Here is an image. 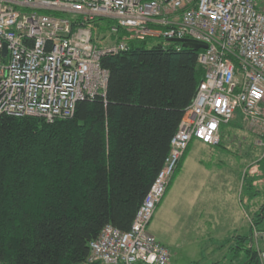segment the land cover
<instances>
[{
    "label": "built area",
    "instance_id": "built-area-1",
    "mask_svg": "<svg viewBox=\"0 0 264 264\" xmlns=\"http://www.w3.org/2000/svg\"><path fill=\"white\" fill-rule=\"evenodd\" d=\"M97 18L115 20L101 37ZM153 37L206 43L205 75L132 227L105 225L87 264H169L149 227L192 141L219 144L241 114L264 145V0H0V114L73 117L80 100L106 96L102 58Z\"/></svg>",
    "mask_w": 264,
    "mask_h": 264
},
{
    "label": "trees",
    "instance_id": "trees-1",
    "mask_svg": "<svg viewBox=\"0 0 264 264\" xmlns=\"http://www.w3.org/2000/svg\"><path fill=\"white\" fill-rule=\"evenodd\" d=\"M147 43L104 56L106 96L80 100L73 117L0 114V264H83L105 225L132 227L205 75L200 50ZM262 177L244 178L249 202ZM259 208L252 234L264 233ZM240 238L246 244L234 248L245 250V264H262L251 236Z\"/></svg>",
    "mask_w": 264,
    "mask_h": 264
},
{
    "label": "rangeland",
    "instance_id": "rangeland-1",
    "mask_svg": "<svg viewBox=\"0 0 264 264\" xmlns=\"http://www.w3.org/2000/svg\"><path fill=\"white\" fill-rule=\"evenodd\" d=\"M96 23L99 37L106 32L101 27L111 25L107 19ZM147 42V46L152 47L168 40L153 37ZM223 129L221 144L212 146L198 139L192 141L184 166L177 172L182 174L186 169L187 177L178 194L176 191L171 194L170 200H175L172 209L167 216L164 212L160 216L155 213L150 222V231L170 248L169 264H235L234 249L229 250L225 258L207 251V231L212 224L221 223L228 233L230 247H235L241 224L249 222L248 217L264 203L261 170L264 145L260 135L241 114ZM249 175L262 177L256 181L260 194L252 202L243 194L244 178Z\"/></svg>",
    "mask_w": 264,
    "mask_h": 264
},
{
    "label": "crops",
    "instance_id": "crops-1",
    "mask_svg": "<svg viewBox=\"0 0 264 264\" xmlns=\"http://www.w3.org/2000/svg\"><path fill=\"white\" fill-rule=\"evenodd\" d=\"M186 159L184 160V162L182 163L181 169L184 166ZM180 169V171H181ZM186 170V169H185ZM184 172H182V174H176L174 176V179L171 182V185L169 186V190L166 193L165 197L163 198V201L161 202L160 206L157 208L156 211V216H160L161 213L164 212V215L167 216L168 212L170 211V209H172L175 200H170L171 198V194H173V192H177L176 194H178V192L182 189V184L184 185L185 182V178L187 177V170ZM179 171V172H180ZM249 218V217H248ZM240 233H238L240 237H242L243 235H250L251 238L250 240L247 242V246L249 247H255L257 248V250H263L264 249V242L260 237H257V235L255 233L252 234L251 231V225H250V221L248 222V220L244 221L241 224V227L239 228ZM207 238H206V243H208V247H207V251H209L211 254L214 255H219L222 257H226L227 252L231 249H234L235 251V255H236V260H235V264H245L248 256L245 252V250H241L240 246L238 248H234V247H230V243L228 241V233L226 232V229H224V227L222 226V224H212L210 229L207 231ZM238 238L234 240V242L240 243V245L242 246V244H246L243 242V240H241L242 238ZM225 253V254H224Z\"/></svg>",
    "mask_w": 264,
    "mask_h": 264
},
{
    "label": "water",
    "instance_id": "water-1",
    "mask_svg": "<svg viewBox=\"0 0 264 264\" xmlns=\"http://www.w3.org/2000/svg\"><path fill=\"white\" fill-rule=\"evenodd\" d=\"M171 41L172 42H176V41L180 42L182 45H184L186 47L190 46V47H192L198 51H199V49H206L207 48L206 43H204L202 41H197V40L191 39V38H181V39L176 38V39H172ZM6 49H7V47H5V52H6Z\"/></svg>",
    "mask_w": 264,
    "mask_h": 264
}]
</instances>
